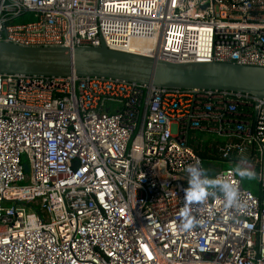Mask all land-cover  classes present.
Returning a JSON list of instances; mask_svg holds the SVG:
<instances>
[{
  "label": "built area",
  "instance_id": "2783aa9c",
  "mask_svg": "<svg viewBox=\"0 0 264 264\" xmlns=\"http://www.w3.org/2000/svg\"><path fill=\"white\" fill-rule=\"evenodd\" d=\"M101 41L169 62L264 67V0H0V42ZM193 163L234 186L239 204L210 189L187 205L199 223L185 231ZM0 264H264V99L0 73Z\"/></svg>",
  "mask_w": 264,
  "mask_h": 264
},
{
  "label": "water",
  "instance_id": "95a60500",
  "mask_svg": "<svg viewBox=\"0 0 264 264\" xmlns=\"http://www.w3.org/2000/svg\"><path fill=\"white\" fill-rule=\"evenodd\" d=\"M0 73L106 77L160 88L227 90L264 99V67L223 62H169L97 47H31L0 42Z\"/></svg>",
  "mask_w": 264,
  "mask_h": 264
},
{
  "label": "clouds",
  "instance_id": "9594fccd",
  "mask_svg": "<svg viewBox=\"0 0 264 264\" xmlns=\"http://www.w3.org/2000/svg\"><path fill=\"white\" fill-rule=\"evenodd\" d=\"M234 171L244 177L251 175L250 171L241 167L238 163ZM187 187L184 189L185 207L181 213V227L190 231L198 225V221L191 217L187 205L205 200L209 195L219 191L223 195L225 207L238 206V192L236 188L226 182L223 178L212 179L206 174V170L196 164H189L185 167ZM213 189L215 191H210Z\"/></svg>",
  "mask_w": 264,
  "mask_h": 264
},
{
  "label": "rangeland",
  "instance_id": "374dc122",
  "mask_svg": "<svg viewBox=\"0 0 264 264\" xmlns=\"http://www.w3.org/2000/svg\"><path fill=\"white\" fill-rule=\"evenodd\" d=\"M204 164L206 165V163H204ZM23 165H24V173L28 174L29 173V167H28V163H27L25 158L23 159ZM222 166H225V165L222 164ZM235 167H236V165L233 168L235 169ZM205 170H206V174L208 176L212 175V171L208 170L207 168H205ZM250 173H251V175L244 176V177L238 175L237 173L236 174L240 177L242 185L244 188L250 189L252 192L256 193L258 190L257 178L252 172H250ZM25 183L26 182L23 181V184H25Z\"/></svg>",
  "mask_w": 264,
  "mask_h": 264
},
{
  "label": "bare ground",
  "instance_id": "6f19581e",
  "mask_svg": "<svg viewBox=\"0 0 264 264\" xmlns=\"http://www.w3.org/2000/svg\"><path fill=\"white\" fill-rule=\"evenodd\" d=\"M143 42H144V40H140V41H139L140 44H143Z\"/></svg>",
  "mask_w": 264,
  "mask_h": 264
}]
</instances>
